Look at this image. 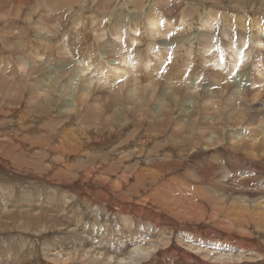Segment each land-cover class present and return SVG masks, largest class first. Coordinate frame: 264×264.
Masks as SVG:
<instances>
[{
    "label": "rangeland",
    "instance_id": "1",
    "mask_svg": "<svg viewBox=\"0 0 264 264\" xmlns=\"http://www.w3.org/2000/svg\"><path fill=\"white\" fill-rule=\"evenodd\" d=\"M123 1L125 4L121 5ZM130 1L0 0V81H13L15 92L18 88L15 86L16 83L20 84L17 94L14 92L10 94L14 93L12 97L0 96V133H4L7 140H0V264H124L126 261L120 262L117 257L118 251L127 252L133 247H143L148 243L160 241L162 236L155 234L158 230L153 227L156 221L160 226L173 228V236L180 230L189 233L196 229L204 231L211 229L215 233L218 231L229 233L235 229L238 234L243 233V230L244 233H248L246 230L253 232L259 239H264L262 238L264 197L257 203L246 201L248 198L244 195V191H254L258 188H260L258 192H254L264 193L261 192L264 191V169L254 176L253 172L248 171L249 167L252 168L251 165H255L253 161L256 160V156L257 161L262 160L260 163L264 168V135L262 136L264 124L252 130L251 126L247 128L244 124L237 126L231 122V125L237 126L234 130L256 133L262 129L261 133L258 132L251 139L248 138L245 145L239 148V153H243L238 156L239 158L227 152L230 149L220 146L226 142L233 145L234 140H228L226 135L212 145L203 144L202 149L208 151L196 156L192 151L187 153L177 147H168L171 146L168 131L159 134L160 136L151 132V127L148 128L150 119L141 116L142 113L136 110L139 108L135 99L137 95L135 98L128 95L130 87L137 88L134 94L138 90L147 104L143 109L145 115L148 114V107L161 102L160 99L164 97L163 94L170 89L169 87L178 94L180 102L179 100L182 101L188 96L198 99L202 96V88L215 86L218 90L222 88L219 90L221 97L218 95V99L215 98L213 103L211 100L206 102L202 99L199 106L201 108L213 106L215 100H218L216 110L230 114L231 120H234L237 106L234 100L236 94L232 95L234 86L231 78L234 74L242 76L247 72L256 81L252 84L248 78L246 79L247 98L252 97L256 90L260 89L257 102L263 103L264 85L263 82L257 81L264 76V25H262L264 21L261 30L256 29L258 25L251 28V33L256 29L255 33L258 34L253 33V36L258 35L260 44L254 42L250 44L252 39L245 40L247 45L244 44L246 48L244 49L248 51L249 56L243 67L241 66L242 69L238 68L230 77L221 71L220 66L218 68L211 64V60L220 50L222 54L224 53L223 58L225 55L230 58L228 45L225 46L224 43H228L229 40L235 43L239 40L237 41L239 44L242 40L240 26L236 28L233 24V28H227L225 21H218L223 13L239 16L251 14L257 20H261L264 18L262 15L264 9L255 12L256 15L254 12H246L248 0H163L162 4L158 3L161 7L156 6L157 3L155 5L153 0H143L142 12L150 10L159 26L163 21H167L166 27L171 28L168 31L169 28L165 27L162 34L153 38L146 31V22L145 25H137L139 28L137 31L132 29L134 24L130 22L127 27L123 26L124 30L122 27L120 31H115V14L120 13L125 17L133 14L135 9L130 8ZM176 5L181 6L182 11H187L193 18L205 16L210 8L218 12L217 16L211 17V29L205 30L206 28L201 27L195 19L187 23L188 28H180L173 23H177L179 19L186 23V20ZM143 20L146 21L145 17ZM206 31L212 33L211 44L220 46L218 49L214 47L211 52H202L204 46L199 37L200 41L196 40L192 44L194 51L192 50L193 53L189 55L182 51L183 47L175 48L174 53L160 51L159 53L164 52V60L162 59L161 63L156 59L159 53L154 55L147 46L150 41L162 45L160 43L162 41L178 40ZM117 32L119 34H116ZM133 36L136 37L134 41ZM105 40H110L114 47L120 45L122 48L102 46ZM68 46L71 48L69 51ZM94 47H97L101 54L102 62L109 59V56H117L122 50H126L132 58L134 57L135 63L126 70L127 72L125 71L123 79L116 80L117 86L111 82L112 85H106L101 80L98 81L95 72L85 75L83 79L86 81L82 79L78 86H87L90 92L83 96L81 101L78 100L76 104L78 113L62 121L56 115L55 109L47 108L48 102L38 104V109L36 105L27 106L26 101L31 94L28 87L23 90L22 82L30 83L42 79L48 73L46 70L51 72L45 82H59L66 68L62 70L60 63L74 60L78 54H87ZM111 49L114 51H110ZM22 57L25 59L22 60ZM124 58L129 56L126 54ZM114 60L113 63H116L117 57ZM154 60L155 63L152 65L150 61ZM224 61L227 65L230 59L227 61L224 58ZM105 63L107 64L106 61ZM104 68L105 71L100 77L110 80L111 75L107 77L109 69ZM168 75L170 79H167ZM89 78H92L91 81H88ZM193 78H197L196 84L191 83ZM152 79L156 81L153 80L155 81L153 83ZM180 79L184 83H180ZM206 80L213 84L206 85ZM88 82H91L90 85ZM124 82L129 83L126 85ZM221 82L227 84L221 85ZM117 98L125 104L124 110L115 105ZM37 101L41 102L39 98ZM58 102L57 107L60 105V101ZM186 102L188 105L191 104L190 100ZM177 108L173 105L168 114L175 112ZM130 109L133 112L130 113ZM124 118L129 119V122L120 126ZM125 139L127 140L124 141ZM256 140L259 146L250 147V141ZM210 143L213 142L207 144ZM62 145H65L69 152L63 153L64 156L59 155L58 150ZM215 147L219 148L218 151L214 150ZM122 152H130L132 155L126 158L127 160L119 161L118 156L125 155L121 154ZM161 155L173 158L171 160L165 158L163 162L168 163L166 165L155 164L156 160L152 157ZM230 157L233 158L229 159ZM137 158H140L139 162L136 161ZM148 159L153 161H147ZM234 159L242 160L240 161L242 164L235 163ZM236 164H238L236 168L240 165L243 167V172L240 168L234 171ZM208 185L212 188L210 189ZM108 187L110 189H106ZM256 203L262 207L257 208ZM135 207L140 208V211ZM255 209L260 212V216L255 215ZM211 213L214 214V218ZM241 218L248 220L247 223ZM228 221L230 222L227 223ZM240 225L243 226L242 229ZM254 228L256 232L252 231ZM235 231L232 233H236ZM134 241L136 246H132ZM183 241L182 246H185L190 240L183 238ZM141 255L142 252L140 257ZM159 259L161 263L171 262L169 256H160Z\"/></svg>",
    "mask_w": 264,
    "mask_h": 264
},
{
    "label": "bare ground",
    "instance_id": "2",
    "mask_svg": "<svg viewBox=\"0 0 264 264\" xmlns=\"http://www.w3.org/2000/svg\"><path fill=\"white\" fill-rule=\"evenodd\" d=\"M142 1L143 0H131L130 1V3H129L130 4L129 6H131L130 8H133L135 10L132 12L133 14L128 15V17H125L123 14H120V13L119 14H115V17H114L115 18L114 19L115 20L114 23H115V28H116L115 31L116 30L120 31V29L124 25H125V27H127L129 25V22H130V24L131 23L134 24V27L132 26V29L134 31L139 30L137 25H142V24L145 25V22H146V26H147L146 31H148L149 33L148 32L147 33L150 34V36H153V38L156 35L160 34V33L162 34L163 30L165 31V27H166V22L167 21H163L161 26H159L157 24L156 20L153 17V12H151L148 9H147L148 10L147 12H144V13L142 12V10H141V8H143L142 5L144 6ZM153 1H154L155 5L157 3L156 6H160V5H158V3L159 4L163 3V0H153ZM248 2H249L247 4L248 5V9H247L246 12L250 11L251 13L254 12V14H255V12H258L259 10L262 11L264 9V0H248ZM124 4H125V1H123L121 3V5H124ZM152 4H153V2L151 3V5ZM62 5H64V4H62ZM176 6H177L179 12L181 13L183 8H181V6H178V5H176ZM260 6H261V9H260ZM64 7H66V9H67V5H65ZM148 8H150V7H148ZM239 8H240V6H239ZM149 11H150V13H149ZM123 12L124 11H121V13H123ZM134 12H135V15H134ZM217 12H218V10H214V9L210 8V9L207 10V14L205 16L199 17V18H197V17L193 18L192 16H189L187 11H182L183 15L185 16L186 23L179 19L177 23H173V24L178 25V27H180V28H188L187 27V23L192 21L193 19H195V20H197L199 22V25L201 27H204V28H206L205 30H208V29H211V17L217 16ZM136 14L138 16H136ZM262 15L264 17V12H263ZM144 17H145L146 21L143 20ZM254 17L251 14L250 15L247 14L246 16H239L238 14H236V15H229L228 14L227 15V13H223L221 15L220 19L218 20L219 22L221 20L225 21V26L227 28L228 27L229 28H233V24H235L236 28H237V26H240L241 30H242L241 33H242V37L243 38L241 37L242 40H240L239 44H237V41L239 42V40H237L235 43L232 42L231 40H229L228 43L226 42V44L224 43L225 46L228 45V48H229V51H230V54H229L230 58H228L229 56L226 57V55L224 57L225 60H227V61H228V59H230V61H229V63L227 65L224 64V62H225L224 58H223V54L224 53L222 54V50H220L218 53L215 52V53H217V55L213 58V60H211V62H212L211 64H214L216 67L220 66L221 69H222L221 71H224V73L226 75L230 76V77H231V73L237 72L236 70L238 68L242 69L241 66L244 65V63H246L245 61H247L246 59H248L249 54H248V51H245L246 48L244 47V44H245V46L247 45L245 40L252 39V41H250V44H251V42L252 43L254 42L256 44H260L259 39H258V35L255 37V36H253V33L254 34H258V33H255V32H257L255 30L257 29L259 31V30L262 29L263 26H261V24L263 23V21H264L263 19L264 18L261 19V20L258 19L259 20L258 21ZM78 21H79V19H78ZM230 21H231V23H230ZM234 22H236V23H234ZM173 24H171V25H173ZM256 25H258L257 28L255 27ZM262 25H264V24H262ZM252 27L256 28V29L254 28L255 30H254L253 33H251V28ZM166 28H169L168 31L171 29L169 26H167ZM122 30H124V27L122 28ZM205 30H203V31H205ZM252 31H253V29H252ZM116 34H119V32H117ZM211 35H212V33H209L207 31L206 32H200V33L197 32V33H195V35L182 37V38H180L178 40L177 39H171V40H167V41H162L160 43L163 46L159 45V44H157V43H155L153 41H150L149 45H147V46H148V49L154 53V55H156L157 53H159L162 50L167 51L168 53H170V52L174 53L176 51L175 48H182V47L184 48V49H182V51H185V53H187V55H189V54L193 53L192 50L194 49L193 48L194 46H192V44L194 42H196V40H199V37H200L201 40H202V44L203 45L201 44V42H199V43L202 46H204V48H203L204 50H201V51L202 52L203 51L211 52V51H213V49H215L214 47H217V49L220 47V46H216V45H212L211 44L213 42L211 40V37H210ZM115 36H118V35H115ZM135 38L136 37L133 36V41H134ZM117 39H119V37H117ZM262 39H263V37H262ZM94 42L96 43V39H94ZM263 42H264V40H263ZM217 45H219V44H217ZM261 45H262V42H261ZM102 46H109L110 48L113 47L114 49L116 47V45H115V47L112 46V43L110 42V40H105L103 42ZM170 46L173 47V49ZM247 47H249V46H247ZM250 47H251V45H250ZM119 48H122V47L120 45L118 47H116V49H119ZM70 49L71 48H69V46H68L67 47V51H69ZM174 49H175V51H174ZM224 49L225 48H223V52H225ZM91 50L89 52H87V54H82V55L78 54L75 57L74 60L62 61L60 63V66L62 67V70L65 67L66 68L63 70V74H61V78L62 79L59 82H55V83H51L49 81L45 82V80L50 77L49 73L51 71H48V70H46L48 73L45 76H43L42 79L31 81L30 83L22 82L21 86L23 87V90L28 87V92L31 94V96H28V100L26 101L27 102V106L31 107L32 105H36V109H38L39 108L38 104L47 103L48 102V107L47 108L48 109H55L54 111H55L56 115L59 117L60 121H62L63 119L65 120V118H67V117L71 118V117H73L74 113H78V107L76 105V104H78V100L81 101L82 97L83 96H87L89 94V92H90L89 91V87L83 86V85L81 87L78 86L79 85L78 83L85 77V75H88V74H91L92 72H95L97 74V76H95V77H97L98 81L101 80L106 85L107 84H111V83L115 84L117 79L119 81L121 80V78L123 79V76L126 75V72H127L126 70H129L131 68V66H133V64L135 63L134 57L132 58V56H130L131 54L129 55V53L126 50H122V51L118 52L117 56H113V57L109 56V59L107 58V60H105L107 62V64L105 63V61L102 62L103 61V60H101L102 56L99 53L97 47H94ZM226 50H228V49H226ZM110 51H114V50L111 49ZM103 53L104 52H102V54ZM163 53L164 52H161V53H159V56L157 58L155 57L161 63H162L161 60L164 58L163 57L164 56ZM126 54L129 56V58H124ZM213 55H215V54L213 53ZM208 56H209V54H208ZM116 57H117V62L113 63L115 61L114 59H116ZM207 58H209V57H207ZM226 58H228V59H226ZM21 59L24 60L25 58L22 57ZM207 60H209V59H207ZM160 62H158V63L156 62V63L159 64ZM150 63H152V65H153V63H155V60H154V62L150 61ZM104 67L109 69V72L107 73V77L109 78L110 75H111V78H109L110 80H105L103 77H100V76H102L101 75L102 72L105 71ZM161 67H160V70H161ZM155 68H157V66ZM44 69H46V68L44 67ZM156 71H158V70H156ZM224 73H223V75H224ZM168 76L169 77H167V79H170L171 78L170 75H168ZM127 77H128V75H127ZM153 77H155V76H153ZM180 77L182 78L183 76L180 75ZM251 77H252V75L249 76L248 73L245 72L244 74H242V76L234 74L233 77L231 78L232 81H233V86H234V89L232 90V95L235 96V94H236L234 100H235V104L237 106V109H236L237 115L235 116L234 120H231L232 116L230 114H225L223 111L216 110V109H218L217 108L218 103H219L218 100H215V103H214L213 106H204L202 108L199 106L200 105V101L202 99H204L206 102L208 100H211L212 103H213L215 98L218 99L219 90H222V88H220L218 90V88L215 87V86H212V87L208 86V88H202V90H203L202 96L200 98H198V99H195L194 96H188L185 99H183L182 101L179 100L180 102H178V97H179L178 94L172 89V87H169L170 89L168 91H165L164 94H163L164 97L162 99H160L161 102H158V105H155L153 107H148V109H147L148 114H145V115H143V109L146 108L147 104L145 103L142 94L139 93L138 90L134 94V92H135L134 90L137 89V88L134 87V86H133L134 88L130 87L128 95L130 97L134 96V98H135V95H137L135 99H137V104L139 105V108L136 109V110H138L139 112L142 113L141 116H143V117L146 116V118L150 119V123H149L148 128L151 127V132H155L158 135L163 133V132H167V131L169 132V137L171 139V144H170L171 146H168V147H170V148L177 147V149H179L180 151L187 152V153L192 151L193 154H196V156H199V155L205 153L206 151H208V150H204V148L202 149V147H203L202 145L203 144H204V146L205 145L206 146L212 145V144L215 143V141L222 140L225 137V135H226L229 138L228 140H231V141L234 140L233 141V145H231L230 143L228 145L227 144L228 142H226L224 140L226 143L222 144L220 146L225 148V149H230V150H227V152H231V153H233V155H232L233 157L239 158L238 156L243 154V153L241 154V152L239 153V151H240L239 148L245 145L246 140H248V138L251 139V138L255 137V135L258 132H260L262 129L260 128L258 132L256 131V133H255V131L250 133V131L243 132V131H239V130H234V128H237V126H239V125L242 126L244 124V126L247 127V128H249V126H251L252 128H250V129L253 130L254 128L258 129L261 126V124H264V102L263 103H258L257 102L259 94H260V92H259L260 89L256 90V92L252 95V97H250L249 99L247 98L248 92L245 89L246 79L248 78V81L250 83H252V84L256 83V81L253 80L254 78L252 79ZM213 78H214V76H213ZM89 79L90 80H88V81H91L92 78H89ZM153 80L156 81V79H152L153 83L155 82ZM182 80H184V79H182ZM196 80H197V78H193V82H191V83L196 84ZM84 81H86V80H84ZM259 81L263 82V85H264V76L262 78L258 79L257 82H259ZM179 82L182 83L183 81L181 82V79H180ZM90 83L91 82H88V85H90ZM127 83H129V82H127ZM127 83L124 82V84H126V85H127ZM223 83L225 85L226 82H223ZM223 83L221 82V85H223ZM122 84H123V82H122ZM122 84H121V86H122ZM210 84H213V83L211 81H207L206 82V85H210ZM260 84L262 86V83H260ZM19 85H20L19 83H16L15 86H17L18 88H17V91L15 92L14 91V82L13 81H11V80L0 81V96L1 97H12L14 95V93L17 94V92L19 91ZM218 86H219V84H218ZM121 88H123V87H121ZM152 89L154 90V86L152 87ZM121 90H123V89H121ZM12 92H14V93L12 95H10ZM56 93H58V94H56ZM124 93L125 92H123V94ZM138 94H140V96ZM69 97H71V99H69ZM38 98L41 100V102L37 101ZM187 100H190L191 104H189V105L186 104ZM204 100L202 102H204ZM58 101H60V105L57 107L56 106L57 103L59 104ZM247 101H249V102H247ZM115 102H116L115 105H118L119 107H121L124 110L125 104L122 103L120 98H117L115 100ZM130 102L132 103L131 99H130ZM185 104H186V106H185ZM173 105L177 106L178 108L176 109L175 112L168 114V111L171 109V107H173ZM45 108L46 107H43V109H45ZM129 112L131 113V112H133V110L130 109ZM50 117H51V115H50ZM128 122H129V119L124 118L123 121H122V124L120 126H123V125H125ZM231 122L234 123V124L236 123L237 126L231 125ZM128 125H130V124H128ZM137 127H138V125H137ZM158 135H154V136L157 137ZM263 135L264 134H262V136ZM85 136H86V134H85ZM258 136H259V134H258ZM261 138H263V137H261ZM0 140L7 141L6 140V136L4 135V133H0ZM126 140L127 139H125L124 141H126ZM178 142L180 143L179 146L177 145ZM209 142H213V143L207 144ZM18 145H20V144H18ZM86 145H88V144L86 143ZM249 146L250 147H258L259 146V142L257 140L253 141V142L250 141ZM71 147H69V148H71ZM218 149L219 148L215 147L214 150L218 151ZM242 149H244V148H242ZM58 150L60 152L59 155H61V156H64L63 153H66V154L69 153L66 150L65 145H62V147H60ZM72 150H73V148H72ZM123 152L121 154H125V155L123 157H119L118 156L117 159L119 161L127 160L126 158H128V157L130 158V156L132 155V153H130V152L129 153L128 152L123 153ZM249 156H250V158L252 157L251 155H249ZM254 156H256V154ZM233 157H230L229 159H231ZM165 158L171 160L173 157L171 158L170 156H167V155H161V156L152 157L153 160H156L155 164H159V165L168 164L166 162H163V160ZM244 158H245V156H244ZM114 159H116V158H114ZM139 159L137 158L136 161L139 162L138 161ZM150 159H148L147 161H150ZM152 161H150V162H152ZM178 161H180V160H178ZM240 161H242V160H240ZM240 161L238 159H234L235 163L239 162V164H240L241 163ZM263 161H264V159H263ZM260 162H262V160L257 161V156H256V160L253 161V164H255V165L254 166L251 165L252 168L249 167V169H248V167H246V170L248 169V171L253 172L252 176H254V174H257L258 172H261L262 169H264ZM247 164H249V163H247ZM169 165H172V164H169ZM237 166H238V164H236V166L234 167V171H235V169L238 171V169L240 168L241 171L243 172V167L240 165V167L236 168ZM245 173L247 174L248 172H245ZM235 174L236 173L234 172V175ZM201 175L205 176L204 173H201ZM139 181H140V179H139ZM237 181H239V180H237ZM103 182H104V179H103ZM111 184H112V182H111ZM112 186H113V184H112ZM209 188H210V186H209ZM106 189H110V187H108ZM258 189H260V188H258ZM111 190H112V188H111ZM257 190L254 189V191H257ZM254 191L253 190L244 191V195L248 199L244 198V196H243V198L246 199V201L250 200L251 202L259 203V201H261V198L264 197V193H257L258 191L257 192H254ZM228 192H230V191H228ZM261 192H264V191H261ZM222 195H224V194H222ZM218 196H220V194ZM239 196H241V194H239ZM223 197H221V198H223ZM229 198H232V197H229ZM262 202H263V200H262ZM257 203H256V207L257 208L258 207H262L261 204H257ZM124 205H125V203H124ZM246 207H247V205H246ZM123 208L124 207H122L121 209L123 210ZM135 208H137V207H135ZM138 209L140 211V208H137L136 210H138ZM141 210H142V208H141ZM256 210L257 209H255V215L258 214L260 216V214H259L260 212H258ZM241 212L243 213V211H241ZM142 214L144 215V213H142ZM158 214H160V213H158ZM213 215L214 214H212V216ZM219 216H220V214H219ZM214 217L215 216H213V218ZM226 217H228L227 213H226ZM201 218H202V216H201ZM208 218L210 219V216ZM247 219L249 220V217ZM242 220H245V219L243 218ZM248 220H245L246 223H247ZM229 222L230 221H228L227 223H229ZM248 222H250V220ZM254 222H256V221H254ZM232 225H233V223H232ZM259 225H261V224H259ZM233 226L235 227V225H233ZM240 226H241L240 228L242 229L243 226L242 225H240ZM247 226H248V224H247ZM153 227L155 228V230L156 229L158 230L157 231L158 233L156 232L155 234H159V235L162 236L160 238V241L159 242H154L152 244L148 243L146 246H143V247L136 246V243L134 241V243H132V246H136V247H133V249H131L130 251H127V252H123L122 250L118 251L117 257H119V261L120 262L126 261L124 264H133V263L134 264H165L164 262L161 263L159 257L160 256H169V257H171V259L169 260L171 262H169V264H185V263L187 264V262H190V263L193 262L194 264H264V239H259L257 237V235L254 236L253 235L254 233L253 232L251 233V231L249 232V231L245 230V232L250 233L249 236H248V233H244V230H243V233L240 232L238 234L235 231V229L232 230V232L235 231L236 233H232L231 231H229V233H226V232L225 233H221L219 231L217 233H215L214 230L212 231L211 229H207L205 231L196 229L193 232L186 233V232H183V230H180V232L177 235L173 236L174 235L173 231H172L173 228L163 227L162 225L160 226L158 221H156V223L153 224ZM227 228H229V227H227ZM249 228H251V227L249 226ZM260 228L261 227H259V229ZM249 230H251V229H249ZM240 231H242V230H240ZM252 231H255V228ZM263 231H264V229H263ZM263 231L261 230V232H263ZM240 234L241 235L246 234L247 236L246 235L245 236L244 235L241 236ZM260 235H262V234H260ZM137 237H136V239H137ZM133 238H134V236H133ZM173 238H175V239H173ZM183 238L184 239L187 238L188 240H190L189 243L186 244L185 246H182V244H184ZM262 238H264V237L262 236ZM156 248L158 250H156ZM233 248L235 249V251L232 252ZM214 251H217V252H214ZM141 252H142L143 255H141V257H140Z\"/></svg>",
    "mask_w": 264,
    "mask_h": 264
}]
</instances>
